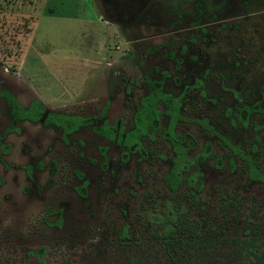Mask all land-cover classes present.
I'll list each match as a JSON object with an SVG mask.
<instances>
[{
	"label": "rangeland",
	"instance_id": "obj_1",
	"mask_svg": "<svg viewBox=\"0 0 264 264\" xmlns=\"http://www.w3.org/2000/svg\"><path fill=\"white\" fill-rule=\"evenodd\" d=\"M106 1L0 0V94L24 108L37 99L46 113L69 117L97 118L106 109L109 123L119 119L127 132L147 82L161 81L162 91L178 95L207 70L205 100L190 92L182 113L206 116L264 162V0H204L197 27L188 10L199 0H180L188 14L178 25L173 0ZM170 50L174 58L163 57ZM251 104L258 109L251 125L230 128L229 110ZM12 109L0 96V264L113 262L119 232H146L143 209L169 193L167 157L125 156L91 127L64 135L42 121L14 120ZM154 144L142 140L145 150ZM197 172L190 189L204 206L189 211L196 227L207 228L224 197L237 203L239 220L212 238L249 233L246 215L264 234V185L248 178L239 159L232 169L205 161ZM187 189L183 183L179 191Z\"/></svg>",
	"mask_w": 264,
	"mask_h": 264
},
{
	"label": "flooded vegetation",
	"instance_id": "obj_2",
	"mask_svg": "<svg viewBox=\"0 0 264 264\" xmlns=\"http://www.w3.org/2000/svg\"><path fill=\"white\" fill-rule=\"evenodd\" d=\"M167 2H170L169 5H171V9L176 13V17L173 19L174 25L180 24L181 19H184L185 15L189 12L194 17L190 25L197 27L200 25L199 20H201L204 11L208 9L204 0H199L194 4L193 9H189L188 12H183L179 7L180 0L177 2L175 0ZM106 3L110 5L111 0L106 1ZM99 17L101 16H98V18ZM183 49L184 47L182 46L181 50L178 52L181 53ZM151 50L152 53L156 52V47H152ZM176 52L170 50L166 52L163 57L168 59L174 58L173 55H175ZM207 72V70H204L203 78L206 77L205 74H207ZM203 78L193 79L192 83L186 86L185 93H180L178 95L162 91L163 85L161 81L147 82L150 90L148 94L139 99L138 108L133 114V127L127 132H124V124L121 120L117 119L109 123L104 115L106 109H103L101 111V116L97 118H83L78 115H73V118L84 119L87 121V124L77 125L69 135L82 128L91 127L96 135L114 143L118 147L124 148L126 151L125 156L136 153L140 155L142 159L151 158L152 161L167 157L165 163L171 168L165 175L174 177L175 173L180 179L178 189L172 194L174 197L175 195L181 194L179 189L183 183L188 187V185L193 186L195 182H197L195 175H200L197 171L202 167L205 161H209L214 169H220L224 164H226L228 169H232L234 163L239 159L246 168L249 179H251L248 174V169L250 167H255L259 172L264 173V162H256L249 153L246 154L241 149H238L228 134H223L220 130L214 129L209 124V120L206 116L182 113V106L184 103L190 102L189 97L188 100L186 97L190 92H196L201 100H205ZM227 92L235 97V100L237 99L239 101L236 91L229 89ZM208 101L213 103L212 100ZM145 104L151 106V108L153 107L151 114H146L147 111H150V108L146 109L147 107H144ZM257 110V107L251 104L249 106L236 108L234 113H231L229 110V115L226 114L225 116H228L230 128L235 129L238 124L243 126L251 125L252 121L250 115ZM139 118L142 122L140 125H137L136 121ZM163 118L166 119V123L164 126L165 128L161 129L160 122ZM39 121L43 122L44 118ZM179 128H183L184 130L181 131ZM143 138H149L151 142L155 143L152 149L145 150L142 147ZM188 170H191V172L183 178V173L188 172ZM197 191L198 189L193 190L196 194Z\"/></svg>",
	"mask_w": 264,
	"mask_h": 264
},
{
	"label": "trees",
	"instance_id": "obj_3",
	"mask_svg": "<svg viewBox=\"0 0 264 264\" xmlns=\"http://www.w3.org/2000/svg\"><path fill=\"white\" fill-rule=\"evenodd\" d=\"M0 96L13 105L11 114L14 120L35 123L44 118L43 125L60 128L64 135H69L79 124H87L80 118L46 114L44 106L37 99L23 108L10 94L4 92ZM144 107L150 108L146 114H151L153 107L147 104ZM139 119L137 125L142 122ZM248 174L251 179L264 184V173L255 167H250ZM165 180L169 189L167 196L163 200L151 199L143 209L141 226L146 232L129 235L125 226L117 237L120 245L116 258L109 264H264V234L258 236V227L248 221L250 215H246L244 221L251 226L249 233L245 231L242 237L231 239L223 236L212 238L215 229L223 230L231 222L239 220L236 202L220 198L217 214L208 221L203 231L196 227L189 215V211L202 210L204 206L190 189L191 185H188L187 193L174 197L172 194L178 189L179 177L174 173V177L168 175Z\"/></svg>",
	"mask_w": 264,
	"mask_h": 264
}]
</instances>
